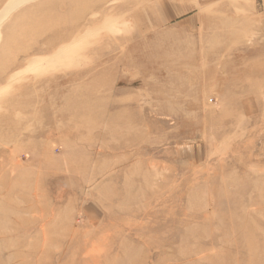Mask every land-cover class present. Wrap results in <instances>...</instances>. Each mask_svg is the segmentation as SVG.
I'll use <instances>...</instances> for the list:
<instances>
[{
	"label": "rangeland",
	"instance_id": "374dc122",
	"mask_svg": "<svg viewBox=\"0 0 264 264\" xmlns=\"http://www.w3.org/2000/svg\"><path fill=\"white\" fill-rule=\"evenodd\" d=\"M0 264H264V0H0Z\"/></svg>",
	"mask_w": 264,
	"mask_h": 264
},
{
	"label": "bare ground",
	"instance_id": "6f19581e",
	"mask_svg": "<svg viewBox=\"0 0 264 264\" xmlns=\"http://www.w3.org/2000/svg\"><path fill=\"white\" fill-rule=\"evenodd\" d=\"M142 16V15H141Z\"/></svg>",
	"mask_w": 264,
	"mask_h": 264
}]
</instances>
